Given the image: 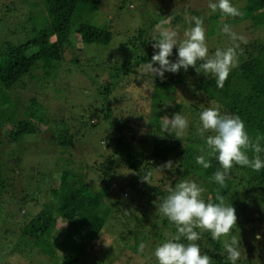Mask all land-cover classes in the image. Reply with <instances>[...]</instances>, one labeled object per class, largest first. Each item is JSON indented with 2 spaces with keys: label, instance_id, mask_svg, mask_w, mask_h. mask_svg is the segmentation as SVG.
<instances>
[{
  "label": "rangeland",
  "instance_id": "1",
  "mask_svg": "<svg viewBox=\"0 0 264 264\" xmlns=\"http://www.w3.org/2000/svg\"><path fill=\"white\" fill-rule=\"evenodd\" d=\"M11 1H14L13 7L14 5L17 7L8 12L4 5L0 4V45L2 42H22L33 36L35 28L40 29L48 25L46 16L41 13H34L28 21L20 19L21 12H25L29 6L37 8V5L33 6L35 3L41 6L40 0H6V3ZM208 3L209 0H100L97 10L84 12L80 18L98 28H108L112 33L111 41L108 44H98L92 42L86 34L76 35V43H72L74 48L68 47L69 54H65L59 67L50 77L46 78L42 75L38 81L35 80L38 83H34L30 80V76H25V83L22 85L27 86L20 87L17 92L12 93V101L21 106L33 105L32 109L43 118L44 122L34 121L37 130L35 134L25 135L17 142L9 143L4 140L3 145L0 144L2 178L0 182V264H57L61 261L62 250L58 246H51L50 243L46 244V251L35 247L31 248L29 254L25 252L24 255L11 249L17 247L14 244L20 236V228L40 210L39 205L45 202L51 184H57L60 176L59 166H66V160L67 162L69 159L83 161L88 167L84 170L80 169V164L77 166V163H80L77 160L68 167L78 171L91 189L103 192V188L108 186L100 178L99 169L104 165L103 161L112 152L113 147L101 158L94 154L81 155L86 152L87 147H92L95 153L105 148L106 137L110 131L109 120L103 117L108 107L105 105L106 102L111 108L113 120L125 121L132 127L131 133H126L128 138L132 140V135L136 139L145 138L149 152L154 138L175 136L174 133L164 132L161 124L164 116L171 118L174 113L179 112L189 121L186 133L180 136L183 143L200 152L199 149L204 145V140L196 142L194 139L197 138L195 132L200 126V121L199 118L189 117L191 103L202 108V106L210 107L218 102L207 100L204 94L199 91L194 92L192 87L180 84L177 79L173 82H163L158 87L155 78L159 77L143 75L141 66L136 67L134 73L112 78L109 77L111 74L109 67L118 65L123 44H128L136 36L139 27L152 20L156 23L149 30L147 29L144 35L151 40L158 35L156 25L167 16H172L173 19L166 27L175 29L181 38L183 32L193 26L186 20V15L201 17L206 29V42L210 55L214 54L218 47L230 46L231 41L228 35L221 31L222 22L225 23V20L222 19L220 22L215 20V14L220 11L212 13L207 6ZM238 5L239 3L235 0L233 6ZM227 21L233 30L245 36L248 42L254 40L264 42V25L257 27L250 21H241L235 17H228ZM154 42L151 40V45ZM130 49L127 48L126 52H130ZM73 54L77 58L72 61ZM169 59L175 61V47ZM259 60L264 64V54L259 55ZM35 73L40 74L41 71L38 70ZM106 83L110 84L111 89L108 90L109 95L105 96L108 97L105 102L101 89ZM5 94L6 92H3L4 97ZM32 98L34 104L29 105ZM157 111H159L158 114H156ZM71 123L83 125L79 137L84 141L66 151L65 148L57 147L56 138L50 131L53 130L52 128L64 129L71 126ZM187 138L193 141L187 142ZM133 143V150H140L141 143L135 140ZM183 161L182 163H185L186 158ZM193 162L196 168L182 180L190 179L206 188L207 191L202 194L206 199L209 195L210 183L201 175L203 167L195 162V158ZM173 165L176 171L183 170L178 161ZM114 169L115 173L109 177L111 185L110 188L107 187L108 194L104 203L112 209L113 215L107 221L100 238L87 247L85 264H98L100 261H103V264H155L157 260L153 255L154 249L167 234L171 233V228L166 227L165 222H157L154 217L157 212L153 211L147 219L151 223H162L161 231H159L160 238L153 237L151 240L138 241L136 245L134 237L129 235L125 243L121 241L120 238H123L121 234L125 230L124 224L129 221L121 207L128 204L125 202L128 200L125 186L132 178V173L123 162L114 166ZM57 171L58 174L55 177ZM153 177L155 184L171 179L169 175L166 177L163 170L155 171ZM168 186L169 182H166L163 187ZM233 196L238 203L246 198L245 200L251 204L254 219L258 217L264 219V194L261 190H256L254 186H238ZM234 208L237 225L230 235H239L246 244L250 242L255 245V237L259 234L261 249L254 252L257 256L263 255L260 257V263L264 264V225L254 221L252 225L245 224L242 227L239 225L243 216L242 208L241 206ZM62 224L64 222L58 225L61 229L66 227V223ZM158 227L152 225L151 228L157 231ZM252 227L255 230H252ZM126 231L129 229L126 228ZM143 232H146V229H143ZM222 239L220 242L223 250ZM152 241L153 247H151ZM155 241H157L156 245ZM141 243L145 245L142 252L139 251Z\"/></svg>",
  "mask_w": 264,
  "mask_h": 264
},
{
  "label": "trees",
  "instance_id": "2",
  "mask_svg": "<svg viewBox=\"0 0 264 264\" xmlns=\"http://www.w3.org/2000/svg\"><path fill=\"white\" fill-rule=\"evenodd\" d=\"M230 1L235 4V0ZM236 1L239 5L235 7L239 8L244 15L237 16L235 19L250 21L257 27L264 25V0ZM39 2L41 6L33 3V6L37 5V8L29 6V9H26L23 6L26 11L21 12L22 17L20 19L28 21L34 13H41L46 16L48 25L40 29L35 28L33 36L22 42H2L0 45V144L4 140H6L4 142L9 143L17 142L23 139L25 135L35 134L37 130L34 121L44 122L43 118L32 109L33 105L28 106V108L19 103L16 105L12 101V93L17 92L20 87L25 88L27 86L22 85L25 83L26 75L30 76V80L34 83H38L36 81L42 78V75H45L46 78L50 77L59 67L65 54H69L68 47L74 48L72 43L75 42L76 35L86 34L92 42L98 44H108L112 38V33L108 28H98L80 18L84 12L97 10L100 6V0H40ZM0 4L4 5L7 12L17 7L16 5L13 7L14 1L6 3V0H0ZM16 10L18 11V8ZM222 19L225 20V23L228 22V17L217 12L215 20L220 22ZM155 24L153 20L145 22L139 27L136 36L128 44H123L121 60L118 65H110L109 67L110 78L134 73L136 67L151 60L155 50L151 46V40L144 35L146 30ZM127 48H131L130 52H126ZM240 50H238L239 66L231 70L223 89L216 87L213 77L202 76V73L198 74L192 67H189L187 71L181 69L177 73L165 72L164 79L155 78V81L158 87L163 82H173L176 79L182 85H189L194 92L199 91L204 94L207 100L218 102L222 106V112L240 116L251 137L254 138L257 134L264 137V64L259 60V55L264 54V42L254 40L247 44L242 43ZM75 56L74 54L71 56L72 61L77 58ZM38 70L41 71L40 74L35 73ZM189 79L192 80L189 81ZM104 85L101 93L106 102L108 97L105 96L109 95L108 90L111 88L108 83ZM3 92H6L5 97ZM30 104H34L33 98L30 100ZM105 105L108 107L106 111L103 110V117L108 119L110 123L105 148L95 153L92 147H87L88 150H91L86 149V152L81 155L94 154L101 158L113 147L112 152L105 157L104 165L99 169L101 171L100 178L105 181L109 188L111 185L109 177L115 173L114 166L118 163L123 162L132 173V178L125 186L127 190L126 199H128L125 202L128 204L121 207L125 211L124 216L129 219L124 224L125 230L121 234L123 237L120 238L121 241L125 243L129 235L134 237L136 245H138V241L151 240L153 237L160 238L161 233L159 231H161L162 223H151L147 219L153 211L157 212L154 216L155 220L165 222V226L171 228V233H175V226L158 211L159 204L167 195V188L163 186L166 185V182L174 186L184 176L189 175V172L196 168L192 162L196 156L200 155V152L183 143L181 137L179 139L170 135L154 138L149 152L145 138L136 139L132 135V140H130L126 133H131L132 127L125 121L113 120L109 103L106 102ZM23 107L25 108L22 109ZM190 107L189 117L199 118V113L206 106L200 108L195 103H191ZM158 113L159 111L156 112V114ZM82 126L71 123V126L69 125L64 129L61 127L52 128L53 130L50 132L56 138L57 147L65 148L68 151L73 145L76 146L84 141L79 137ZM194 139L196 142H202L198 137ZM134 140L141 143L140 150H133ZM187 140V142L193 141L190 138ZM99 146L101 147V145ZM261 146L264 147V140H261ZM184 158L187 160L186 164L182 163ZM261 158L264 159V152L261 153ZM76 160L69 159L68 162L66 160V166H59L60 176L57 184H51L45 202L39 205L40 210L20 228V236L14 244L17 247H13L11 251L23 255L25 252L29 254L31 248L35 247H39L41 251L43 249L46 251V244L50 243L51 246H58L63 252V257L57 264H85L87 247L100 238L107 221L113 215V211L104 204L108 194L106 192L107 187L103 188V192L91 189L81 174H78V171L68 167L71 163H76ZM169 161L172 162V165L178 161L183 170L176 171L174 165H171V168L163 167ZM77 162H80L77 163V166L80 164V169L88 168L83 161L77 160ZM211 164L210 168H203L201 173L203 178L210 183L206 201L208 197L215 200L219 188V185L211 179L219 167L218 161L213 158ZM157 170L165 171L166 177L169 175L172 180H162L155 184L153 176ZM58 171L55 172V177H57ZM148 173H151V176L147 182L143 178ZM1 180L0 175V182H2ZM226 184L227 188L221 190L225 202L231 203L233 207L241 206L242 208L243 216H241L239 225L242 227L245 224L249 226L254 221L264 225V219L261 217L254 219L251 204L245 200L246 198L238 203L233 196L238 186H254L256 190L259 189L264 194V168L255 172L248 167L234 165ZM139 201L142 203L140 204ZM119 206H121L120 203ZM60 222L66 223V227L63 229L58 227ZM152 225L159 226L158 230H153ZM126 228L129 231H126ZM143 229H146V232H143ZM251 229L255 230L253 227ZM197 243L200 245L201 253L212 258V264H231L221 248V242L213 240L210 233L203 232ZM260 243V239L257 240L256 237L255 245L250 242L246 244L240 238L241 255L236 264H261L260 257L263 255L257 256L254 252L261 249ZM153 246L154 242L152 241L151 247ZM98 264H103V261Z\"/></svg>",
  "mask_w": 264,
  "mask_h": 264
},
{
  "label": "clouds",
  "instance_id": "3",
  "mask_svg": "<svg viewBox=\"0 0 264 264\" xmlns=\"http://www.w3.org/2000/svg\"><path fill=\"white\" fill-rule=\"evenodd\" d=\"M207 6L212 13L219 10L225 17L244 15L230 0H209ZM185 18L193 26L183 32L182 38L175 29L166 27L171 23L172 16H167L156 25L158 35L151 39L155 41L151 46L157 51H154L150 61L141 65L142 74L164 79L165 72L177 73L192 67L198 74L213 77L216 87L223 89L231 70L239 66L238 50L240 43H248L247 38L235 32L228 23L222 22L221 31L228 35L231 44L216 48L214 54L210 55L203 19L187 15ZM174 47L176 59L172 61L169 57ZM221 107L219 104L204 107L199 113L200 126L195 132L197 137L204 140L195 162L204 169L212 166L213 158L219 164L211 178L219 185L215 200L208 197L206 201L202 194L207 189L193 180H180L174 186L169 184L158 211L175 226L176 231L167 234L155 247L153 255L157 264H212V258L202 254L197 243L203 232L210 233L213 240L221 241L223 238V250L231 264H236L240 258V236L230 235L237 225L235 208L225 202L221 190L227 188L226 180L234 165L248 167L255 172L264 168V159L261 158L264 152L261 140L264 137L259 134L251 137L240 116L222 112ZM188 127V119L179 112L171 118L164 116L161 124L164 132L174 133L179 139ZM171 165L169 161L163 167L171 168ZM150 176L151 173H148L143 180L148 182ZM256 239H260L259 234ZM144 247L141 243L139 251L142 252Z\"/></svg>",
  "mask_w": 264,
  "mask_h": 264
}]
</instances>
